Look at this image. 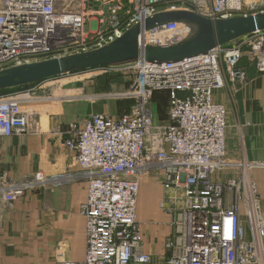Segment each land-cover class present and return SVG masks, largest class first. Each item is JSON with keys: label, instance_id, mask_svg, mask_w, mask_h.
Listing matches in <instances>:
<instances>
[{"label": "built area", "instance_id": "obj_1", "mask_svg": "<svg viewBox=\"0 0 264 264\" xmlns=\"http://www.w3.org/2000/svg\"><path fill=\"white\" fill-rule=\"evenodd\" d=\"M82 2V9L69 12L57 9L56 0H0V72L99 49L162 12L184 10L210 20L264 12V0ZM88 6L98 15L91 20L95 29L90 39L84 14ZM197 31L191 23H164L145 30L139 43L144 48L174 47ZM245 39L176 63L133 62L128 67L135 81L126 96L135 105L129 112L118 118L94 114L83 124L72 122L66 131H56L64 137V147L75 153L87 185V200L81 206L85 259L62 264H155L143 251L136 216L140 179L153 171L163 175L167 197L161 208L171 216L172 233L165 242L171 256L165 264H262L264 217L256 186H251L254 200L245 220L242 181L222 184L215 179L228 166L229 128L227 109L215 95L230 82L247 84V71L241 66L246 48L258 73L264 74V32ZM161 92L168 95V122L157 125L152 104ZM38 101L34 90L0 92V139L36 132ZM47 183L42 174L15 181L3 173L0 196L12 204Z\"/></svg>", "mask_w": 264, "mask_h": 264}, {"label": "crops", "instance_id": "obj_2", "mask_svg": "<svg viewBox=\"0 0 264 264\" xmlns=\"http://www.w3.org/2000/svg\"><path fill=\"white\" fill-rule=\"evenodd\" d=\"M241 66L247 71V84L238 88L228 83L215 95V101L227 109L229 124L228 166L215 179L222 184L241 180L249 191L254 184L257 198L264 202V168L258 167L264 164V74L258 73L247 48ZM71 77H63L66 83L58 85L52 80L34 84L32 89L39 97L33 119L36 132L0 139V174L7 173L15 181L42 174L48 180L12 204L0 196V264H62L85 259L86 220L81 206L87 200V185L75 153L64 147V137L56 131H66L72 122L83 124L94 114L125 112L120 114L119 105L98 94L93 83ZM62 93H72L68 94L71 100ZM161 94H155L152 108L156 122L166 124L168 112L162 121L157 117L162 98H168ZM166 197L162 173L151 172L140 184L136 216L143 251L155 264H165L171 256L165 247L172 233L171 216L161 208ZM228 197L231 202L232 194ZM262 211L264 215L263 207Z\"/></svg>", "mask_w": 264, "mask_h": 264}, {"label": "water", "instance_id": "obj_3", "mask_svg": "<svg viewBox=\"0 0 264 264\" xmlns=\"http://www.w3.org/2000/svg\"><path fill=\"white\" fill-rule=\"evenodd\" d=\"M107 7L105 14H107ZM169 22L197 26V34L178 46L142 47L139 38L145 30ZM264 32V12L225 20L206 19L194 12H162L138 24L116 41L99 49L48 59L0 72V92L37 84L76 72L144 61L151 64L176 63L206 55L210 50Z\"/></svg>", "mask_w": 264, "mask_h": 264}, {"label": "rangeland", "instance_id": "obj_4", "mask_svg": "<svg viewBox=\"0 0 264 264\" xmlns=\"http://www.w3.org/2000/svg\"><path fill=\"white\" fill-rule=\"evenodd\" d=\"M56 3H57V9L65 10V11H69V12L78 11V10L83 8L82 0H56ZM95 10L96 9H93V8L88 6V7H86V10L84 13V14L88 15L87 22L89 23V26H90V32L86 36V39L91 38V33L95 29L92 22H91L92 18L98 16L97 13H91L92 11L95 12ZM245 40H246L245 38H242V39L237 40V41L232 42V43L238 45V44H241ZM232 43H230L229 45H232ZM130 64L131 63L115 65V66H111V67L98 68V69L82 71V72H76L73 74H68V75L58 77L55 79H51V80H52V82H54L55 85H58L59 83L60 84H62L64 82L66 83V81H64V82L61 81V80H64L63 77H65V79H66V77L72 76L71 78H73V77L77 78L78 77L77 79H82L85 81V83L90 82L91 85L93 83V87L99 88V91L97 92L98 94L106 95L105 99H113L119 105V108L121 111L120 114H122L124 112L125 113L129 112L131 110V108L135 105V100L126 96L127 93L131 91L132 86H133L134 81H135V75H134V73L131 72L130 68L128 67ZM61 78H63V79H61ZM51 80H50V82H51ZM124 84H125L127 89H125V86H123ZM230 84H232V83L230 82ZM33 85L34 84L28 85V86H23V88H19V89L18 88L12 89V91L5 93V94H15L16 95V94H19L21 92H24V93L25 92H32L33 91V89H32ZM100 85H101V87H100ZM233 85H236V84H233ZM245 85L246 84H244V85L239 84L236 86H238V88H243ZM227 86H228V84H227ZM121 87H122V90H119ZM161 93H159V94L167 95V93H165V92H161ZM62 94L64 95V97H67L66 100H68V99L71 100V98L68 96V94H72V93H68L66 95H65V93H62ZM162 100L161 101L164 102V104L161 105V103H160V105L158 106L159 110L157 111V117L159 118V121H162L163 116H166L167 112H168V104H167L168 98H166V99L162 98ZM120 116L121 115L113 116V117L118 118ZM156 124L157 125H163L162 122L161 123L156 122ZM225 161L227 163V158L225 159ZM223 169H225V168H223ZM223 169H221L220 171H223ZM156 173H160V172H156ZM146 177L147 176L142 177L140 179V181L142 182ZM47 182H48V180H47ZM251 190H253L252 187L249 191V189L247 190L246 186L244 187V184L242 185L241 190H240L241 196H243L242 213H243V217L245 218V220L247 219L248 206L251 205V201L254 200L253 195H252L253 198L250 197L251 196L250 192H252ZM247 191H249V192H247ZM257 194H258V192H257ZM257 197L258 196H256V198ZM259 206L261 207L260 212L263 215L262 207L264 210V202L260 200ZM263 217H264V215H263ZM263 248H264V240H263ZM262 253H263V257H264V250L262 251ZM263 264H264V261H263Z\"/></svg>", "mask_w": 264, "mask_h": 264}, {"label": "bare ground", "instance_id": "obj_5", "mask_svg": "<svg viewBox=\"0 0 264 264\" xmlns=\"http://www.w3.org/2000/svg\"><path fill=\"white\" fill-rule=\"evenodd\" d=\"M258 167H260V166H258ZM252 198H253V196H251ZM252 203H253V200H252ZM260 258H261V263L263 264V261H264V257H263V253L261 252V256H260Z\"/></svg>", "mask_w": 264, "mask_h": 264}, {"label": "trees", "instance_id": "obj_6", "mask_svg": "<svg viewBox=\"0 0 264 264\" xmlns=\"http://www.w3.org/2000/svg\"><path fill=\"white\" fill-rule=\"evenodd\" d=\"M19 88H23V87H19ZM19 88H18V89H19ZM16 89H17V88H16ZM10 91H12V90H6V91H2V93H4V94H5V93H8V92H10Z\"/></svg>", "mask_w": 264, "mask_h": 264}]
</instances>
